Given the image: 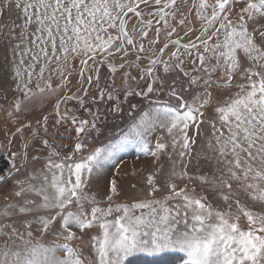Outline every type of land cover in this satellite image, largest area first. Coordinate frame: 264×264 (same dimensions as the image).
Wrapping results in <instances>:
<instances>
[{"label": "snow or ice", "instance_id": "1", "mask_svg": "<svg viewBox=\"0 0 264 264\" xmlns=\"http://www.w3.org/2000/svg\"><path fill=\"white\" fill-rule=\"evenodd\" d=\"M0 52L23 96L10 118L65 90L51 124L37 121L45 135L25 137L24 123L5 137L0 264L167 262L175 253L182 264H264V0H0ZM102 66L113 79L122 71L124 86L101 87ZM125 104L138 116L106 136L101 123L119 120ZM206 123L214 155L190 175ZM65 134L69 143H57ZM133 142L140 158L172 166L147 175L143 198L119 202L107 166ZM101 181L103 193L93 192Z\"/></svg>", "mask_w": 264, "mask_h": 264}, {"label": "rangeland", "instance_id": "2", "mask_svg": "<svg viewBox=\"0 0 264 264\" xmlns=\"http://www.w3.org/2000/svg\"><path fill=\"white\" fill-rule=\"evenodd\" d=\"M187 10V8L184 9L185 12H187ZM180 34H183L182 30L180 31ZM162 43L163 37L161 45H157L156 47L162 46ZM10 57L11 53H9V58ZM74 64L78 65V61H74ZM129 71H131L132 75L136 76L137 80H139L137 70L131 69ZM0 82L3 83L4 88L7 90V99H4V96L0 95V161H2L5 166H8L9 159L5 153L9 150V148H6L4 146L6 144V135L11 136V133L15 131V127L18 124L24 123L32 125L31 129L25 128V137L31 135L32 130H37L40 134H45L40 125L37 123V121L42 120L43 116L47 115L49 116V123L51 124L52 118L54 116L53 106L55 102L65 94V90L60 89L55 94L48 95L43 98L34 97L31 101H25L24 108H26L27 110L22 111L19 114L13 113V118H10L8 113L13 110V97L15 96L18 99H23V96L22 94L16 93L14 91V85L16 81L12 78V72L9 62L4 60L2 52H0ZM56 83H58V80L54 77L53 85L55 86ZM105 83L108 86H112L114 84L116 87L122 88L125 83L123 72H117L115 78L113 79L111 73H109L106 68L102 66L101 87H103ZM93 91L98 94L99 90L95 88V85H93ZM72 103L69 104V107L72 106ZM97 107L100 108L101 112H105L107 109V102H100ZM124 107L125 110L120 115L119 120L115 119V117L109 114L107 117V128H105L104 124L101 123L100 127L102 128V130L105 131L106 136H110L114 130L119 131V129H113V124L120 125L121 127L126 129L129 126L131 120L138 116V110H134L132 116H129L127 105L125 104ZM142 107L146 110V103L142 105ZM81 113L84 116L87 115V113L83 112V110H81ZM15 117H19V119H16ZM202 127L204 130V135L198 138L196 145L193 146V155L191 158V162L188 165V171L190 175H195L197 173L196 164L198 159L200 160L201 167L204 170H207L206 165L203 161V157L205 155H214V153L209 152L205 147V137L208 136L210 131L209 126L206 123ZM52 131L53 129L50 128L48 134L49 138H51ZM101 139H103V137ZM69 140L70 137L65 134L64 140H58L57 143H64L65 145H67L69 143ZM19 146V137H16L15 139H13V143L9 147L12 152H18ZM140 156L141 154L138 150V144L133 142L127 145L124 150L119 152L117 159L113 160L112 163L107 166L108 179H116L118 182V187L121 189V195L116 198L119 202H131L134 198H143L146 195L145 180L147 175L154 171L156 168H158L160 164L163 165V172H167L172 166V162L168 160L166 156L161 157L159 164L151 163V158L145 159L140 158ZM17 158H19V155L17 156ZM173 159H177V157L173 156ZM133 183L137 185L136 189L130 188V185ZM92 191H99L102 194L104 191V181H101L98 187H94ZM2 247L3 244L0 243V248Z\"/></svg>", "mask_w": 264, "mask_h": 264}, {"label": "trees", "instance_id": "3", "mask_svg": "<svg viewBox=\"0 0 264 264\" xmlns=\"http://www.w3.org/2000/svg\"><path fill=\"white\" fill-rule=\"evenodd\" d=\"M7 167L5 166L2 161H0V168H4L5 172L7 171ZM182 256L179 253L173 254V259L167 261V262H160L156 261L150 257H140V258H134L132 264H182V261L175 259L176 257Z\"/></svg>", "mask_w": 264, "mask_h": 264}, {"label": "water", "instance_id": "4", "mask_svg": "<svg viewBox=\"0 0 264 264\" xmlns=\"http://www.w3.org/2000/svg\"><path fill=\"white\" fill-rule=\"evenodd\" d=\"M40 135H45V134H40Z\"/></svg>", "mask_w": 264, "mask_h": 264}]
</instances>
